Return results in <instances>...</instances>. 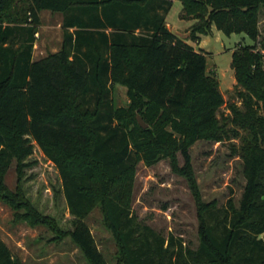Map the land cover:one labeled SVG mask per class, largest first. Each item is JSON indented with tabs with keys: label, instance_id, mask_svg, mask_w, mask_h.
<instances>
[{
	"label": "trees",
	"instance_id": "trees-1",
	"mask_svg": "<svg viewBox=\"0 0 264 264\" xmlns=\"http://www.w3.org/2000/svg\"><path fill=\"white\" fill-rule=\"evenodd\" d=\"M198 22L191 37L244 32L254 43L232 51L236 96L232 126L219 122L224 103L206 54L171 31L172 0H0V199L29 224L68 235L88 264H107L85 221L99 205L121 264H264V0H179ZM41 10L60 12V47L33 60ZM125 87L127 104L110 94ZM140 115L147 124L137 122ZM238 129H242L240 133ZM240 137L244 180L238 202L203 201L190 165L199 139ZM34 141L56 167L72 228L64 233L33 208L4 175L18 176ZM184 159L178 166L176 154ZM168 158L183 175L197 208L198 245L168 238L137 219L131 208L136 165ZM0 264H26L0 238Z\"/></svg>",
	"mask_w": 264,
	"mask_h": 264
},
{
	"label": "rangeland",
	"instance_id": "rangeland-1",
	"mask_svg": "<svg viewBox=\"0 0 264 264\" xmlns=\"http://www.w3.org/2000/svg\"><path fill=\"white\" fill-rule=\"evenodd\" d=\"M167 27L185 39L195 49L206 54V72L218 80L224 103L217 109L216 117L226 126H232L229 103L241 107L231 65L232 51L238 45H250L254 41L244 32L226 34L214 25L207 33H198L192 39V26L196 18L185 15L179 0H172L166 14ZM60 12L42 10L40 12V44L37 52L48 44L49 53L59 49V36L62 33ZM61 26V31L46 28L49 25ZM46 28V29H45ZM260 41L264 42V6L259 11ZM60 32V34H59ZM116 106L126 105L125 87L115 84L110 94ZM243 133L242 129H238ZM33 143V152L25 159L20 176L15 160L4 175V183L12 192L20 191L23 197L39 214L52 218L55 226L63 233L72 228L73 216L69 213L61 190V181L54 164ZM240 137L221 141L199 139L189 148L190 165L203 201L216 200L219 207H225L229 198L235 203L240 198L244 180L241 174L242 160L239 155ZM178 166L184 163L181 153L176 154ZM131 208L143 224L168 238H180L183 244L196 248L198 245V220L194 195L187 179L175 172L168 158L155 164L136 165L132 188ZM15 210L0 199V238L7 244L11 253L26 264H88L82 253L68 235L57 232L47 224L31 225L20 219ZM17 213V214H16ZM99 250L107 264H121L117 260V246L112 234L103 223L99 205H95L85 218Z\"/></svg>",
	"mask_w": 264,
	"mask_h": 264
},
{
	"label": "crops",
	"instance_id": "crops-1",
	"mask_svg": "<svg viewBox=\"0 0 264 264\" xmlns=\"http://www.w3.org/2000/svg\"><path fill=\"white\" fill-rule=\"evenodd\" d=\"M42 11V10H41ZM40 11V12H41ZM39 16H40V13H39ZM56 24H58V23H56ZM46 28H49V29H56L57 30V33H58V31H61V26H60V24H58V25H49V26H47ZM45 28V29H46ZM40 25H38V28H37V32L35 33V36H36V39H35V42H34V45H33V49H32V59L33 60H36V59H39V58H42V57H44V56H46L47 54H48V52L47 53H43L44 51L46 52L47 51V49H48V44H44V47H43V50H40L39 52H37V48H38V46H39V44H40V41H41V39H40ZM59 34H60V32H59ZM61 39H62V33H61V36H59V42L61 43ZM56 50H58V48L57 49H55L54 51H56ZM54 51H50V52H54Z\"/></svg>",
	"mask_w": 264,
	"mask_h": 264
},
{
	"label": "water",
	"instance_id": "water-1",
	"mask_svg": "<svg viewBox=\"0 0 264 264\" xmlns=\"http://www.w3.org/2000/svg\"><path fill=\"white\" fill-rule=\"evenodd\" d=\"M137 118V122L139 123V125H141L142 127H146L147 124L143 121V119L141 118V116L138 114L136 115Z\"/></svg>",
	"mask_w": 264,
	"mask_h": 264
}]
</instances>
